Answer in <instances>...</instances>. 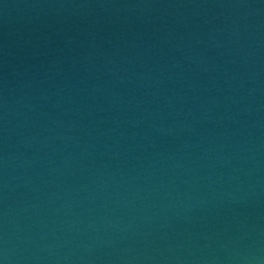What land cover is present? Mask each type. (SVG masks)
Returning a JSON list of instances; mask_svg holds the SVG:
<instances>
[{"label":"water","instance_id":"obj_1","mask_svg":"<svg viewBox=\"0 0 264 264\" xmlns=\"http://www.w3.org/2000/svg\"><path fill=\"white\" fill-rule=\"evenodd\" d=\"M0 264H264V0H0Z\"/></svg>","mask_w":264,"mask_h":264}]
</instances>
